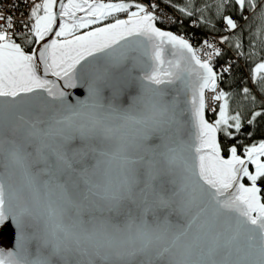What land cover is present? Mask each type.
<instances>
[{
    "label": "snow or ice",
    "instance_id": "obj_1",
    "mask_svg": "<svg viewBox=\"0 0 264 264\" xmlns=\"http://www.w3.org/2000/svg\"><path fill=\"white\" fill-rule=\"evenodd\" d=\"M22 3L0 14V264H264V58L243 41L264 0ZM161 3L219 40L162 29Z\"/></svg>",
    "mask_w": 264,
    "mask_h": 264
},
{
    "label": "trees",
    "instance_id": "obj_2",
    "mask_svg": "<svg viewBox=\"0 0 264 264\" xmlns=\"http://www.w3.org/2000/svg\"><path fill=\"white\" fill-rule=\"evenodd\" d=\"M4 1H6V0H0V4L3 3ZM157 1H159V0H157ZM172 2L177 3L178 0H172ZM163 6H166L174 14H176L178 18L183 20L184 30L180 31V26L178 24V25H176V27L172 28V31L174 33H178L179 35H184L185 38H188L192 35H195L198 38H200V37L204 38L205 36L209 35V33H206L203 29L198 30V29H194L193 27H191L189 21L187 19H183L182 16L178 12H176L173 8L168 7L166 4H163ZM125 16L126 15H124V14H120V18H124ZM215 35L219 37V35H221V34H215ZM243 41H244L246 48L249 46V44H251L255 49L260 51V57L255 58V62H259L260 58H264V53L261 52V50L264 48V20H262L256 16L251 17L249 24L246 25V27H245V34L243 37ZM193 42H195V41H193ZM22 46H24L26 48V50H28L27 45L22 44ZM229 55H232V53L229 52ZM242 74L247 76L248 72L245 70V71H243ZM237 85H238V82H237ZM229 107L231 108L230 112H232V114H235L236 111H240L242 117L247 116V114L252 110L249 102L244 101L239 95H235L233 97V99L230 100ZM259 107L260 106H257L256 110H259ZM206 116L210 122L214 118L213 114H207ZM260 138H261L260 136H257L255 138V140L258 141ZM251 142L252 141H247L246 143L250 144Z\"/></svg>",
    "mask_w": 264,
    "mask_h": 264
},
{
    "label": "rangeland",
    "instance_id": "obj_3",
    "mask_svg": "<svg viewBox=\"0 0 264 264\" xmlns=\"http://www.w3.org/2000/svg\"><path fill=\"white\" fill-rule=\"evenodd\" d=\"M157 2H159V1H157ZM161 5H163L162 3H161ZM169 11H171L170 9H168ZM26 11H28V9L26 8ZM172 12V11H171ZM157 14H158V16H159V20L160 21H163V23H159L158 24V26H160L162 29H164L166 26L168 27V28H170V30L172 31V28H173V26L174 27H176V25H178V24H174V21L178 18L177 16H174L173 14H171V13H166L165 11H164V9H163V11H160V12H157ZM124 18H126V16L124 17ZM174 24V25H173ZM174 34H177V35H179L178 33H174ZM204 38H207V39H209L210 41H213V40H215V41H218L219 40V37L218 36H216V35H213V34H209L208 36H205ZM190 42H192L193 44H194V46H198L197 45V43H195V42H193V41H190ZM217 46L218 47H220V45H219V43H217ZM261 52H263L264 53V48L261 50ZM208 97H207V99H206V115L207 114H211V113H209V109H211L213 106H215V105H217L219 102H216V101H214L213 99H212V96H213V94L211 93V92H208ZM213 103V104H212ZM207 104H209V105H207ZM231 108L229 107V110H230ZM231 111V110H230Z\"/></svg>",
    "mask_w": 264,
    "mask_h": 264
},
{
    "label": "built area",
    "instance_id": "obj_4",
    "mask_svg": "<svg viewBox=\"0 0 264 264\" xmlns=\"http://www.w3.org/2000/svg\"><path fill=\"white\" fill-rule=\"evenodd\" d=\"M15 4H19V7L18 8L14 7ZM165 12L171 13L174 16H177L176 14H174L173 12H171L169 10L165 11ZM21 13H24L25 15H21ZM0 14H2L4 16L13 15L14 20L20 21V20L26 19L27 11H26L25 5L22 2H20L19 0H6L0 6ZM207 105H209V104H207Z\"/></svg>",
    "mask_w": 264,
    "mask_h": 264
},
{
    "label": "water",
    "instance_id": "obj_5",
    "mask_svg": "<svg viewBox=\"0 0 264 264\" xmlns=\"http://www.w3.org/2000/svg\"><path fill=\"white\" fill-rule=\"evenodd\" d=\"M79 96V92L75 95L73 94L71 99L75 100ZM80 98V97H79ZM207 118V116H206ZM0 236L3 237V244L0 246L14 248L16 244V231L14 226L9 224L6 228L0 231Z\"/></svg>",
    "mask_w": 264,
    "mask_h": 264
},
{
    "label": "bare ground",
    "instance_id": "obj_6",
    "mask_svg": "<svg viewBox=\"0 0 264 264\" xmlns=\"http://www.w3.org/2000/svg\"><path fill=\"white\" fill-rule=\"evenodd\" d=\"M20 2H22V0H19ZM2 5V3L0 4V6ZM160 9H164V11H168V8L166 7V6H163V5H161L160 4V7L157 9V12H160L161 10ZM174 27V26H173ZM174 33V32H173ZM184 36V35H183ZM19 42V41H18ZM79 92V96L78 97H80L81 99H83L84 98V96L86 95V92L83 90V89H79V90H76V91H74L73 92V94H77ZM206 99H207V97H208V92H206ZM126 99V98H125Z\"/></svg>",
    "mask_w": 264,
    "mask_h": 264
}]
</instances>
